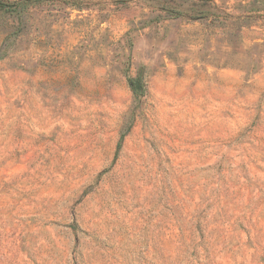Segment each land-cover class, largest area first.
Returning a JSON list of instances; mask_svg holds the SVG:
<instances>
[{"label":"rangeland","instance_id":"rangeland-1","mask_svg":"<svg viewBox=\"0 0 264 264\" xmlns=\"http://www.w3.org/2000/svg\"><path fill=\"white\" fill-rule=\"evenodd\" d=\"M19 1L0 264H264V0Z\"/></svg>","mask_w":264,"mask_h":264},{"label":"trees","instance_id":"trees-1","mask_svg":"<svg viewBox=\"0 0 264 264\" xmlns=\"http://www.w3.org/2000/svg\"><path fill=\"white\" fill-rule=\"evenodd\" d=\"M29 6V1L26 0H20L17 4L2 5V7L4 8H15V11H26L29 9ZM129 85L131 86V89L135 92H142L144 90L143 84L140 79L129 80Z\"/></svg>","mask_w":264,"mask_h":264}]
</instances>
